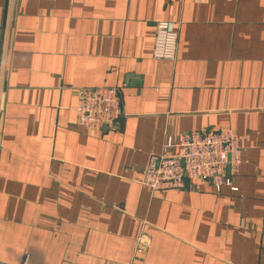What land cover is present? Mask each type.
Instances as JSON below:
<instances>
[{"label":"crops","instance_id":"obj_1","mask_svg":"<svg viewBox=\"0 0 264 264\" xmlns=\"http://www.w3.org/2000/svg\"><path fill=\"white\" fill-rule=\"evenodd\" d=\"M255 13V14H254ZM179 30L154 58L156 25ZM120 88L111 128L78 90ZM232 129L238 187L141 178L168 134ZM178 151V150H177ZM264 264V11L216 0H0V262Z\"/></svg>","mask_w":264,"mask_h":264},{"label":"built area","instance_id":"obj_2","mask_svg":"<svg viewBox=\"0 0 264 264\" xmlns=\"http://www.w3.org/2000/svg\"><path fill=\"white\" fill-rule=\"evenodd\" d=\"M178 39L176 23L160 20L156 25L154 58L174 61ZM76 111L78 123L88 129L114 127L123 115L120 88H80ZM242 150L241 136L232 129L168 134L162 152L150 155L141 183L153 192L179 190L194 181L210 183L217 192L225 187L237 191L234 178L242 164ZM27 261L28 256L21 264Z\"/></svg>","mask_w":264,"mask_h":264},{"label":"rangeland","instance_id":"obj_3","mask_svg":"<svg viewBox=\"0 0 264 264\" xmlns=\"http://www.w3.org/2000/svg\"><path fill=\"white\" fill-rule=\"evenodd\" d=\"M216 3L223 9H248L257 14L264 11V0H216Z\"/></svg>","mask_w":264,"mask_h":264},{"label":"water","instance_id":"obj_4","mask_svg":"<svg viewBox=\"0 0 264 264\" xmlns=\"http://www.w3.org/2000/svg\"><path fill=\"white\" fill-rule=\"evenodd\" d=\"M104 129H107V127H104Z\"/></svg>","mask_w":264,"mask_h":264}]
</instances>
